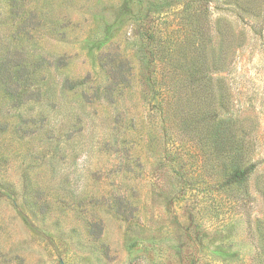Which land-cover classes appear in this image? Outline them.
Returning a JSON list of instances; mask_svg holds the SVG:
<instances>
[{
  "label": "rangeland",
  "instance_id": "1",
  "mask_svg": "<svg viewBox=\"0 0 264 264\" xmlns=\"http://www.w3.org/2000/svg\"><path fill=\"white\" fill-rule=\"evenodd\" d=\"M0 264H264V0H0Z\"/></svg>",
  "mask_w": 264,
  "mask_h": 264
},
{
  "label": "trees",
  "instance_id": "2",
  "mask_svg": "<svg viewBox=\"0 0 264 264\" xmlns=\"http://www.w3.org/2000/svg\"><path fill=\"white\" fill-rule=\"evenodd\" d=\"M252 167H247L245 169L242 170H236L230 177V179L228 180L229 182H241L245 176H247V174L251 171Z\"/></svg>",
  "mask_w": 264,
  "mask_h": 264
}]
</instances>
